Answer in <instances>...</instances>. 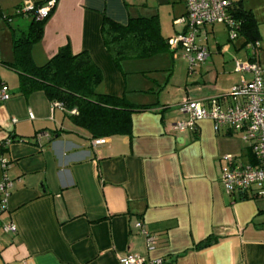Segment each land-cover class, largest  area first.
<instances>
[{
  "label": "crops",
  "instance_id": "0c3cea01",
  "mask_svg": "<svg viewBox=\"0 0 264 264\" xmlns=\"http://www.w3.org/2000/svg\"><path fill=\"white\" fill-rule=\"evenodd\" d=\"M25 1L0 0V6L6 12ZM231 1L258 22L264 76L257 13L246 0ZM178 2L57 0L43 37L32 45L37 66L66 45L75 54L88 51L103 72L100 92L151 106L132 114L130 135L99 138L103 143L77 129L44 91L27 92L8 65L16 59L14 51L0 45V88L5 84L10 93L8 100L0 98V182L6 175L12 183L0 219L17 228H0V264H127L129 254L162 258L163 264H264V198L227 193L220 183L228 154L235 162L257 165L250 143L229 128L215 131L210 119L197 132L173 129L186 117L179 110L184 100L207 105L240 81L242 74L223 71L225 61L219 63L232 53L231 45L209 46L216 27L226 25L207 27L210 56L192 72L170 50L164 64L159 53L125 60L120 69L104 42L105 17L127 25L131 18L158 15L167 40L183 32L185 25L175 20L186 13V2L184 11ZM166 22L172 32L165 35ZM236 41V51L245 50L247 58L245 39L240 35ZM1 159L8 161L6 171ZM147 235L155 240L151 246ZM208 238L211 245L199 246Z\"/></svg>",
  "mask_w": 264,
  "mask_h": 264
},
{
  "label": "built area",
  "instance_id": "2783aa9c",
  "mask_svg": "<svg viewBox=\"0 0 264 264\" xmlns=\"http://www.w3.org/2000/svg\"><path fill=\"white\" fill-rule=\"evenodd\" d=\"M56 0L37 6L32 0H26L19 13L36 11L38 20L46 18L55 6ZM186 13L175 20L185 25L183 32L168 38L169 50L174 58L181 57L189 64V71L203 64L210 56L207 39V27L216 23L225 24L229 30L230 40L236 41L241 35L242 22L235 16L237 8L231 0H185ZM245 48L248 57L236 61V71L242 74L240 81L234 84L228 92L215 96L207 105L195 99H186L179 105V110L186 114L173 124V129L179 133L197 132L201 121L210 119L213 129L219 131L223 127L241 134L250 143L257 158V165H244L235 162L230 154L225 156L228 163L223 166L220 183L230 194H247L255 198H264V76L258 61L259 41L247 42ZM226 49V48H225ZM246 75H250L249 78ZM0 98L8 100V86L0 88ZM32 117L33 114L30 113ZM96 143L105 142L98 139ZM4 171L8 161L1 159ZM12 183L5 175L0 182V214L6 209ZM15 232L12 223H2L0 228ZM136 227L141 231L143 222L138 221ZM148 246L155 243L152 236L147 235ZM127 264H163L162 258L149 260L139 254H129L125 258ZM26 263V262H25ZM28 264V263H26Z\"/></svg>",
  "mask_w": 264,
  "mask_h": 264
},
{
  "label": "trees",
  "instance_id": "16d2710c",
  "mask_svg": "<svg viewBox=\"0 0 264 264\" xmlns=\"http://www.w3.org/2000/svg\"><path fill=\"white\" fill-rule=\"evenodd\" d=\"M36 3L37 6L48 2ZM57 1V0H56ZM239 8V7H238ZM16 14L31 15L26 29H14L13 51L16 59L8 65L21 76L25 90H42L53 104L66 110L69 119L77 129H84L91 139L113 135H130L132 114L147 110L150 105H136L125 96L118 97L102 93L98 87L103 81V72L86 50L73 53L69 45L62 47L46 64L37 66L31 55V47L41 40L44 27L54 12L38 20L36 11ZM239 11V12H238ZM235 16L242 22L241 36L247 42L259 39L258 22L253 14L242 8ZM0 6V19L9 21ZM16 30V31H15ZM105 45L118 68L129 59L148 58L169 51L167 38L162 35L158 15L131 18L127 25H121L105 17L102 25ZM208 238L199 246H209Z\"/></svg>",
  "mask_w": 264,
  "mask_h": 264
},
{
  "label": "rangeland",
  "instance_id": "374dc122",
  "mask_svg": "<svg viewBox=\"0 0 264 264\" xmlns=\"http://www.w3.org/2000/svg\"><path fill=\"white\" fill-rule=\"evenodd\" d=\"M130 1L131 2L138 1L140 3V1H142V0H130ZM184 2H185V0H179V2H178L183 11L185 9V5H184L185 3ZM246 3L248 6H252L254 8V10L257 13V17L259 18L260 30L263 34V39L261 41L262 42L261 52H264V0H246ZM149 5L151 8V4H149ZM22 6H24V2L19 6H15L14 8H12V10L8 9V10H6V12L3 10L4 13H6V15L9 16L8 22L6 20L0 19V45H2V47H4L6 50L7 49L10 50V52H11V50L13 51V32H14V29L19 30V27L20 28L23 27L24 29H26V27H28L27 25L31 22V19H32L31 15H30V17H27L26 15L15 14V12L17 11L16 9H18ZM155 8H157V6ZM163 10H165L164 7H163ZM160 24H161V22H160ZM170 24H168L166 22L165 30H164L165 35L172 32V25H170ZM225 28L226 27H224V26L216 27L217 34L215 37L210 36L209 46L216 45L218 43L220 45V48L223 49L224 46H226L228 44L231 45L232 53L225 54V55H223V57L222 56L219 57V63H221V60L223 59L225 61V63H222V64H226V68L223 71H226L228 73H233L234 69L236 70V66H237L236 61L240 60L239 58L246 59V57H245L246 52H245V50L244 51L242 50L240 52L236 51L235 43H238V42L230 40L229 32H228V30L226 31ZM165 53L166 54L160 53L157 56V58H161V60H162L161 64L166 63L167 60H171V58L168 56V52H165ZM177 64H182V61H177ZM162 73L165 74L164 76H167L168 71H162ZM12 74H13V76H15V78H18V74L16 72H12Z\"/></svg>",
  "mask_w": 264,
  "mask_h": 264
}]
</instances>
